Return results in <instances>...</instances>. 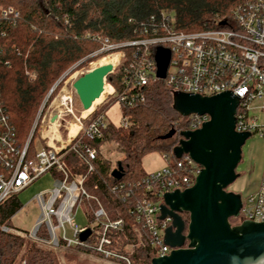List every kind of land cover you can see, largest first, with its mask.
Segmentation results:
<instances>
[{"label": "built area", "instance_id": "obj_1", "mask_svg": "<svg viewBox=\"0 0 264 264\" xmlns=\"http://www.w3.org/2000/svg\"><path fill=\"white\" fill-rule=\"evenodd\" d=\"M19 16L14 7L0 4V27L16 24ZM174 23L173 13H164L161 22L150 28L145 26L139 37L117 44L104 40L99 52L118 50L119 59L112 74L120 73V89L110 84L113 90L105 98L106 101L113 97L122 109L135 107L146 101L148 84L157 80H164L171 93L178 90L211 96L231 90L240 96L236 130L262 135L264 123L259 124L258 116L252 112L257 109L264 112V0H243L232 10L231 19L218 29L179 32ZM5 35L6 31L0 30V37ZM158 48L171 52L164 79L157 76ZM2 64L9 65V60L0 58V66ZM30 77L34 75L30 74ZM63 78L45 96L23 146L17 141L0 92V204L25 190L43 174L50 171L55 174L54 187L39 192L33 198L41 211L33 229L25 232L3 224L1 230L29 239L39 246L84 248L86 252L115 264H134L131 255L139 245L150 248L151 259L170 254L172 248L165 244L164 235L172 218H159L160 204L164 203L163 194L193 186L201 166L189 154H184L174 162H166L162 170L148 173L137 184V187H142V193L130 209L135 217L132 229L137 239L127 242L121 250L116 237L125 232L126 220L121 216L112 218L101 200L88 192L84 176H73L65 160L67 151L79 145V142L71 144L76 136L71 139L68 136V141L59 147L47 142L46 147L36 148L33 155L28 152L38 127L49 130L52 126L60 127L65 118L73 114L71 99L70 111L68 108L60 110L56 103L63 94H69L66 86L55 94ZM96 110L88 120L80 122L79 133L83 132L90 138L101 137L109 124L105 120V110L100 113ZM183 120L189 126L186 130H195L209 120V116L194 114L183 116ZM128 122L127 116L122 114L120 126L126 127ZM41 137L52 140L47 135ZM53 141L60 140L53 138ZM96 152V148H92L88 156L93 157ZM86 162L88 169L93 170V164ZM123 187L124 184L116 185L113 190ZM129 195L130 191L127 192ZM88 203L91 207H87L86 215L90 223L80 225L74 221L76 211ZM237 220L238 223L243 220L264 222V168L257 190L242 199ZM68 226L72 236L68 235ZM87 229L91 233L86 240H82L81 234Z\"/></svg>", "mask_w": 264, "mask_h": 264}, {"label": "trees", "instance_id": "obj_2", "mask_svg": "<svg viewBox=\"0 0 264 264\" xmlns=\"http://www.w3.org/2000/svg\"><path fill=\"white\" fill-rule=\"evenodd\" d=\"M242 1L0 0L1 5L12 6L20 13L16 24L0 27L6 31V35L0 37V58L9 60V65L0 66V92L18 143L25 144L38 107L62 72L85 59L91 61L88 55L95 50L99 52L105 39L117 44L139 37L145 26L150 28L161 22L164 13H173L175 29L179 32L218 29L222 27V20L231 19L232 10ZM115 51L99 52L102 56L98 59L107 58ZM119 77V72L110 74L108 85L119 90ZM172 104L171 88L166 82H150L144 103L122 109L129 121L126 127L109 123L103 135L94 138L80 132L71 143L79 142V145L65 154L70 170L84 176L86 189L101 200L110 216H121L126 220L125 232L116 237L121 250L127 242L137 239L132 229L135 217L130 209L142 193V187H137V184L148 174L142 168L143 155L157 150L164 155L166 162H174L173 148L179 143L180 132L189 128ZM104 110L97 108L96 113ZM172 128L176 129V134L162 139L161 136ZM34 139L35 135L29 145L30 155L36 149ZM107 140L118 143L124 152V157L118 160L124 167L121 179L112 176L114 168H111L110 161L101 159L98 152L93 157L88 156L90 149ZM86 161L93 164V170L88 169ZM120 184L124 187L114 191L113 187ZM22 206L18 194L0 204L1 264L20 261H25V264H59L51 251L40 248L29 239L1 230L3 224L12 225L11 218ZM152 256L148 246L139 245L131 259L134 264H151Z\"/></svg>", "mask_w": 264, "mask_h": 264}, {"label": "water", "instance_id": "obj_3", "mask_svg": "<svg viewBox=\"0 0 264 264\" xmlns=\"http://www.w3.org/2000/svg\"><path fill=\"white\" fill-rule=\"evenodd\" d=\"M220 24L225 25L226 20ZM170 58L169 50L157 49V76L161 79L166 77ZM113 70L112 64H103L75 80L73 87L83 109L100 97ZM172 98V107L181 116L208 115L209 120L198 129L181 131V139L173 148L176 158L189 154L201 169L193 186L163 194L159 218H172L164 235L172 251L153 257L151 264H264V222L243 220L233 225L230 221L239 217L242 194L227 188L239 177L236 169L242 160V147L252 136L249 131L236 130L240 96L231 90L211 96L176 90ZM175 134L172 128L161 138L169 139ZM111 174L115 179L123 177L120 161ZM182 213L189 215L188 222ZM90 233V229L84 231L82 240Z\"/></svg>", "mask_w": 264, "mask_h": 264}, {"label": "rangeland", "instance_id": "obj_4", "mask_svg": "<svg viewBox=\"0 0 264 264\" xmlns=\"http://www.w3.org/2000/svg\"><path fill=\"white\" fill-rule=\"evenodd\" d=\"M112 53L113 54H109V57H107V59L112 58L113 56H115V54L116 55L118 54L117 51ZM101 56L102 54L99 53L98 51L96 50L93 51L91 54L88 55V60L91 61H85L86 60L85 59L83 62L79 63L80 65L78 63L73 64L72 66L67 68L64 72H62L59 78L61 79L62 77H64L62 82L56 89L55 94L56 93L59 94L61 92V89L64 88V86L68 88L69 94L71 95V106L73 109V114L67 116L65 118L66 121L63 122V125L56 128L58 134L61 136L63 140V141L53 142L54 145L57 147H59L63 142L66 143L68 141V125L71 121L72 122L74 121L73 123H76L75 116L78 118H80V116H82V118H85L84 117L85 114H88L84 112L79 97L76 93V90L73 87V84L75 80L79 78V76H81L83 73L87 72L88 70H91L92 68L91 65L95 60H96L95 66L100 65L105 60H107L106 58L98 59ZM106 82H107L106 85H108L109 82L107 80ZM60 102H61V98L57 99L56 103L58 104V108L61 110L63 107L60 105ZM40 106L38 107L37 111H39ZM93 107L91 109H94ZM96 108H105V116H106L105 120L107 123H112L115 126L121 125L123 112L121 105L119 104L118 101L115 100V98L111 97L107 99V101L106 99H104L100 104L96 106ZM252 113L258 116L259 124L264 123V112L262 110L257 109ZM82 121L84 122V120ZM53 133L55 134L53 128L49 130L38 127L34 133L35 139L33 143L35 145V148H43L47 146V142L50 143L51 140H49L48 138L44 140L41 136L47 135L50 137V135ZM96 150L99 156L101 157V159L110 161L112 169L117 167V161L124 157V152L121 150L118 143L112 140L105 141L100 146H98ZM261 158H264V136H261L260 134H254L247 139L246 143L242 147V160L238 164L236 169V172L240 173L239 177L231 185L228 186L227 190L240 193L242 194V199H245L253 186V178L255 177V172L258 168V165L261 162ZM165 165H166L165 157L160 151L157 150L148 151L142 157V168L146 173H153L162 170L165 167ZM72 175L76 176L77 174H74L72 172ZM54 183H55V177L53 173L50 171L37 178L29 187H27L25 190H23L18 194V198L20 199L23 206L12 217L11 220L12 227L20 229L25 232H30L33 229L41 212L37 202L33 198L39 192L52 189L54 187ZM89 206L90 205L88 203V204H84L83 206H80L77 209L76 215L74 217V221L76 223L80 225H88L90 223L86 215L87 212L86 209L87 207L89 209ZM230 221L233 225L238 224V220L236 218H231ZM68 235L72 236V231L70 230L69 226H68ZM39 247L51 251L56 257L59 264H115L114 262L96 256L89 252L83 251L79 248H66V247L49 248L46 246H39ZM16 264H25V261H20L19 263Z\"/></svg>", "mask_w": 264, "mask_h": 264}, {"label": "bare ground", "instance_id": "obj_5", "mask_svg": "<svg viewBox=\"0 0 264 264\" xmlns=\"http://www.w3.org/2000/svg\"><path fill=\"white\" fill-rule=\"evenodd\" d=\"M107 59V58H106ZM118 59H119V54H115V56H113L112 58H109V59H107V60H105L102 64H100V65H103V64H112L113 66H115L116 64H117V62H118ZM100 65H97V66H100ZM97 66H95V67H97ZM94 67V68H95ZM91 69H93V68H91ZM112 87V86H111ZM111 87L109 86V85H106V83H105V86H104V89H103V92L101 93V95H100V97H98L94 102H93V104L88 108V109H83L84 111H86V110H89V109H91L93 106V110L90 112V113H88V114H85V118H82V116H80V118H78V117H76V123H73L72 121L69 123V125H68V136H69V138L71 139L72 137H75V136H77V134L79 133V131H80V129H81V124H80V122H81V120L82 119H85V120H88L89 118H90V116L93 114V112H94V110H95V108H96V106L98 105V104H100L106 97H107V95H109V92H110V89H111ZM112 90H113V88H112ZM112 90H111V92H112ZM110 92V93H111ZM70 99H71V95L70 94H63L62 96H61V102H60V105L63 107L62 109L63 110H65L66 108H68L69 109V111H70V107H69V102H70ZM61 109V110H62ZM84 113V112H83ZM73 123V124H72ZM72 124V125H71ZM77 124V125H76ZM52 128H53V130L55 131V134L53 133V134H51L50 135V137H51V141H50V143L52 144V145H54V141H53V138H58L60 141H63L62 140V138H61V136L58 134V132H57V129H56V127L55 126H52ZM72 128V129H71ZM63 143H65V142H63Z\"/></svg>", "mask_w": 264, "mask_h": 264}, {"label": "crops", "instance_id": "obj_6", "mask_svg": "<svg viewBox=\"0 0 264 264\" xmlns=\"http://www.w3.org/2000/svg\"><path fill=\"white\" fill-rule=\"evenodd\" d=\"M261 136H264V133ZM263 168H264V158H261V162L258 165V168H257V170L255 172V177L253 178V186H252L249 194L253 193V192H255L257 190L259 182H260V178H261V175H262V172H263Z\"/></svg>", "mask_w": 264, "mask_h": 264}, {"label": "flooded vegetation", "instance_id": "obj_7", "mask_svg": "<svg viewBox=\"0 0 264 264\" xmlns=\"http://www.w3.org/2000/svg\"><path fill=\"white\" fill-rule=\"evenodd\" d=\"M180 139H181V137H180ZM182 216H183V218L186 220V222H188V217H189V215L187 214V213H182ZM186 232V231H185Z\"/></svg>", "mask_w": 264, "mask_h": 264}]
</instances>
